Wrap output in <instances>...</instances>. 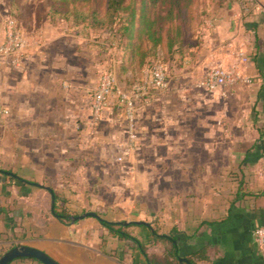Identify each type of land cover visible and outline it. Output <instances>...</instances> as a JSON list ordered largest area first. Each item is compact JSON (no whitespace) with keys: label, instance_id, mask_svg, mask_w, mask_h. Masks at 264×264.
I'll list each match as a JSON object with an SVG mask.
<instances>
[{"label":"crops","instance_id":"crops-1","mask_svg":"<svg viewBox=\"0 0 264 264\" xmlns=\"http://www.w3.org/2000/svg\"><path fill=\"white\" fill-rule=\"evenodd\" d=\"M207 10L189 51L164 57L167 87L151 86L135 99L132 148L119 94L130 91L149 54L140 61L123 45L106 53L104 35L87 26L35 23V81L28 68L0 64V118L13 107L12 92L22 96L19 109L35 107V151L11 152V164L0 165V255L27 244L63 264H147L133 241L113 236L99 218L55 216L53 187L72 213L92 205L110 221L142 220L159 233L173 231L180 254L205 250L208 258L197 264H264L253 238L264 223V0H227ZM239 53L248 58L239 60ZM215 63H236L250 82L213 91L198 86ZM108 65L116 86L94 123L92 94ZM120 151H130L124 163L115 158ZM137 151H161L158 178ZM216 151H225L224 164ZM127 229L143 240L151 230ZM10 262L43 264L31 257Z\"/></svg>","mask_w":264,"mask_h":264},{"label":"rangeland","instance_id":"rangeland-1","mask_svg":"<svg viewBox=\"0 0 264 264\" xmlns=\"http://www.w3.org/2000/svg\"><path fill=\"white\" fill-rule=\"evenodd\" d=\"M128 1L131 2V5L136 7H138L140 3V0ZM226 1L227 0H191L188 11L190 20L188 21L189 24L186 22L187 29L183 32L181 44L180 42L175 41L173 47L169 49H163V44L153 47L150 49L148 56L150 64L158 61L164 63L167 67L164 57L171 55L172 51L180 54L188 52L189 45L192 42V31H194L193 28L195 27L193 22L197 19L203 20L207 16V9L209 7L213 5H222ZM95 4L98 6L99 17L104 18L102 26L95 25L89 15L90 8ZM129 10L130 8H126L117 12V14H114L112 17H107L106 0H0V19H2V29L4 22L7 21L9 17H13L16 19L21 33L26 38L27 44L23 51V62L18 68L25 67L30 69L34 81L35 23L40 25L44 23L61 24L72 22L74 24L82 25L84 28L87 26L93 33H97V35H104L105 39L103 46L106 53L112 54L117 52L116 47L119 45H123L127 53H129L128 47H126V37L119 38L118 32H114L115 29L120 27L122 24L128 23ZM88 34H90V32H88ZM3 36L4 31L1 33L0 43L3 41ZM149 45L150 42H146L145 45L142 46V49H147ZM107 69L112 70V72L115 73L111 65L106 66L103 71ZM137 70H139V67ZM9 96V100L13 104V107L8 109L9 112H7L3 118H0V165L4 166L11 164V152L35 151V107L29 110L27 109L26 113L25 110L17 107V103L22 96L16 92H12ZM29 98L35 101V93L29 95ZM128 152L130 151H122L115 157L116 160L120 163H124V160L128 156ZM137 152L141 157V165H145L147 167L152 166V168L156 170L155 173L157 172V174L155 176L158 178V166L160 161L159 154L161 151ZM118 156H121L122 158L118 159ZM225 157V151H216L217 164H224L226 161ZM205 158V154L201 151L199 159L202 160ZM102 191L105 190L102 189ZM152 201L153 205H158V201L154 198ZM91 206L92 205L88 206L87 210L95 208ZM112 206L109 204V207L113 208Z\"/></svg>","mask_w":264,"mask_h":264},{"label":"trees","instance_id":"trees-1","mask_svg":"<svg viewBox=\"0 0 264 264\" xmlns=\"http://www.w3.org/2000/svg\"><path fill=\"white\" fill-rule=\"evenodd\" d=\"M190 2L191 0H140L139 6L136 7L131 5L128 0H106V16L112 17L117 12L130 8L128 23L122 24L114 32H118L119 38L126 37V47H128L129 53L131 55L138 54L142 61L144 55L149 54L150 49L157 45L165 44L166 49H169L173 47L175 41L181 44L183 32L187 29L186 25L190 20L188 13ZM98 12V6L95 4L90 8L89 15L95 25L102 26L104 18L99 17ZM200 20L194 21L193 25L198 26L202 21ZM146 42H150V45L147 49H142ZM146 65H151L150 60L146 61ZM18 179L22 178L18 177ZM50 192L52 194V213L62 221H71L72 216L76 214L58 203L60 195L53 187L50 188ZM99 221L113 236L133 241L145 257L147 264H197V259L208 258L202 247L188 254H180L177 236L173 231L159 233L156 227L143 222L132 221L124 224L103 217H99ZM131 224L148 226L151 230L146 232L143 240L127 229ZM156 243L161 244L162 249L148 251V245ZM7 264L12 263L8 262Z\"/></svg>","mask_w":264,"mask_h":264},{"label":"built area","instance_id":"built-area-1","mask_svg":"<svg viewBox=\"0 0 264 264\" xmlns=\"http://www.w3.org/2000/svg\"><path fill=\"white\" fill-rule=\"evenodd\" d=\"M7 20V19H6ZM4 36L0 43V64L5 66L19 67L23 62V51L27 44L26 38L20 31L17 21L9 17L4 22ZM239 60L245 61L247 54L239 53ZM237 64L224 65L215 63L209 66L205 74L197 81V85L210 91L226 84L236 81L243 83L250 82V77L237 71ZM116 76L112 70L102 71L99 75L98 82L93 90L91 111L94 123L101 118L103 109L109 102V97L116 86ZM168 85L167 67L164 63L155 61L150 66L142 68L141 75L131 85L128 93L120 92V98L123 103V114L126 119L127 146L132 148L136 145L137 133L135 130V99L146 94L151 86L164 89ZM121 159V156L117 157ZM262 171L264 173V150L262 151ZM253 238L257 245L258 251L264 255V223L257 225L253 229Z\"/></svg>","mask_w":264,"mask_h":264},{"label":"water","instance_id":"water-1","mask_svg":"<svg viewBox=\"0 0 264 264\" xmlns=\"http://www.w3.org/2000/svg\"><path fill=\"white\" fill-rule=\"evenodd\" d=\"M49 189V187H47ZM95 216L97 218H99V214L95 211H84L82 213H78L76 215L72 216L73 220L82 218L84 216ZM124 224H127L130 221L127 220H121L118 221ZM135 222L137 223H146L147 225H150L149 222L146 221H142V220H136ZM18 257H31V258H35L39 261H41L43 264H63L59 261H57L56 259H54L52 256H50L48 253H46L45 251L31 246V245H27V244H21V245H15L12 246L10 248H8L7 250H5L1 255H0V264H7L8 262L12 261L15 258Z\"/></svg>","mask_w":264,"mask_h":264}]
</instances>
